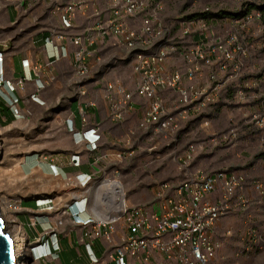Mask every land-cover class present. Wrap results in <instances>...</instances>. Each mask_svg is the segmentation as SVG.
<instances>
[{"label":"built area","instance_id":"2783aa9c","mask_svg":"<svg viewBox=\"0 0 264 264\" xmlns=\"http://www.w3.org/2000/svg\"><path fill=\"white\" fill-rule=\"evenodd\" d=\"M90 8L93 9L92 15L96 17V22L87 26L83 33L69 36L68 31L74 28L77 16L85 15ZM163 8L162 0L54 2L52 12L58 17L62 29L55 31L48 42L55 47V57L62 56V44L70 42L75 47L72 54L75 74L80 80H86L91 72L88 61L97 53L98 39L114 37L130 58L135 86L131 91L119 80L104 83L103 98L110 108L109 119L111 122H122L131 111L134 97L137 96L146 100L140 127L146 132L171 135L191 115L203 111L218 100L222 84L217 82L211 68L214 61L221 63V69L226 70L227 64H231L237 56H246L247 49L239 32L230 33L224 40H211L206 31L204 16L185 18L182 15L178 18L181 39L191 35L198 39L189 47H180L182 41L172 40V28L162 19ZM133 20H137L138 25L132 24ZM239 21L245 25L257 21L263 26L261 29H264L260 12L248 13ZM195 25H198V29ZM176 55L181 57L184 70L169 68L168 60ZM2 62L0 52V65ZM22 66L29 67V63L23 61ZM205 67L209 69L206 81L203 78ZM2 76L3 68H0V80ZM6 83L13 92L15 88L8 81ZM21 84L19 80L17 85ZM164 91L175 92L173 107L162 96ZM239 96L243 97L242 91H239ZM31 98L36 100L35 94ZM18 101V97L13 98L9 106L15 117L22 116ZM251 120L264 127V112L253 114ZM82 121L86 122L85 118ZM68 123L69 132L77 136L79 141L85 142L91 151L99 148L100 134L96 128L77 130L72 121ZM131 140L123 142L124 146L115 154L116 160L121 161L128 156L127 149L132 148ZM204 148V144L191 145L186 158L191 159ZM77 159L76 156L71 158L73 165L79 164ZM49 167L54 173L57 172L53 165ZM118 175V170H115L114 176L107 181L110 185L109 194L113 196L110 204L112 213L108 217L92 215L82 218L80 214L87 209L85 198L66 205V211L71 214L74 223L92 228L85 232L90 240L100 236L110 240L118 221L127 225L129 235L115 248V264H127L126 260L137 258L142 250L149 254L156 251L161 253L165 264H212L221 247L216 238L217 221L235 212L245 213L255 205L262 210V230L260 234L254 231L248 233L247 241L260 245L264 243V179L248 181L236 172L209 173L197 169L187 173L178 183H160L155 192L156 208L148 210L143 205L128 202ZM90 179L87 177L82 182L86 184ZM45 236L37 237L32 246L35 258L44 259L60 249L56 229H49ZM84 245L90 263L97 264L98 258L92 250L91 242Z\"/></svg>","mask_w":264,"mask_h":264},{"label":"rangeland","instance_id":"374dc122","mask_svg":"<svg viewBox=\"0 0 264 264\" xmlns=\"http://www.w3.org/2000/svg\"><path fill=\"white\" fill-rule=\"evenodd\" d=\"M68 1L0 0V11L10 17L6 28L0 27L1 37L22 35L31 38L40 31L59 30L58 20L52 12L53 3ZM162 3V19L172 28V40L182 41L180 47H189L197 39L192 38L193 35L181 39L178 18L181 15L185 18L204 16L209 39L224 40L230 33L239 32L247 55L237 56L231 64H227L226 70L221 69V63L214 61L211 68L217 82L222 84L218 100L191 115L177 132L163 135L146 132L140 125L137 127L128 156L115 168L119 172L118 179L125 187L128 202L143 205L148 210L155 209V192L160 183H178L187 173L197 169L209 173L236 172L248 181L264 179V127L251 120L253 114L264 112V29L257 21L249 25L234 22L248 13L260 12L264 25V0H162ZM131 23L136 24V21ZM23 47L27 49L26 43ZM111 48L100 49V54L106 58L105 65L112 66L105 72L106 78L119 77L129 89H134L133 69L126 50L118 44ZM170 65L181 70L185 68L179 55L172 58ZM239 91L243 92L242 98ZM162 96L171 107L175 105L174 91L162 93ZM12 99L10 95L0 94V120L3 123L4 117L10 120ZM23 101L27 104L29 100L23 98ZM64 105L46 104L44 120L34 123L33 137L28 146L37 152L40 150L39 154L54 156L60 149L61 139L65 142L58 117V108ZM19 121L0 127V205L5 208L3 218L15 220L17 224V212L21 208L18 199L25 192L21 185L23 175L19 161L12 164L10 159L25 149L22 135L26 133V128ZM122 137L116 144H123ZM213 138H216L215 142H212ZM193 144H204L205 148L187 159L186 153ZM262 219V210L256 205L245 213L235 212L220 218L216 238L221 247L212 264H264V243L260 245L247 241L251 231L261 233ZM21 237L22 240L25 238L24 230ZM32 246L25 249L30 251ZM26 255L22 260L31 264Z\"/></svg>","mask_w":264,"mask_h":264},{"label":"crops","instance_id":"0c3cea01","mask_svg":"<svg viewBox=\"0 0 264 264\" xmlns=\"http://www.w3.org/2000/svg\"><path fill=\"white\" fill-rule=\"evenodd\" d=\"M1 5L0 3V7ZM92 11L93 9L90 8L85 15L77 16L74 28L68 31L69 36L83 33L87 26L96 22L97 19L93 17ZM56 18L58 20L57 16ZM7 20L10 21V17L0 11V27L6 28ZM133 21H136L134 25H138L137 20ZM58 27L59 30L62 29L60 23ZM59 30L40 31L31 38L22 35L2 38L0 34V52L3 56L0 68H3L2 80L4 81L3 84L0 81V94L10 95L11 98L18 97L17 105L23 115V117H15L11 113L10 120H6L5 117L4 123L0 120V127H6L20 120L19 122L26 128V133L22 135L25 149L10 159L12 164L19 161L23 175L21 185L25 193L18 199L19 207H21L17 212V220L20 224L18 225L24 230L25 247L33 245L37 237L45 238V232L49 229H56L60 249L44 259L33 258L31 262L29 261L31 264H91L84 245L87 242H91L92 250L98 258L97 264H115V248L121 245L129 235L127 225L123 221H118L110 240L104 236L90 240L85 236V232L92 228H85L79 223H74L71 214L66 211V205L85 198L87 209L80 214L82 218L92 215L106 218L111 215L112 205L110 204L113 196L109 194L110 185L107 181L114 176L117 170L116 164L123 161L116 160L115 154L124 145L120 146L116 143L120 136L124 137L123 142L127 139L133 141L146 107V100L135 96L132 109L125 119L120 123L111 122L110 108L103 98L104 83L112 80L124 82L119 77L106 78L105 72L112 66L105 65L106 58L100 54V49L109 48L110 50L117 44L123 46L114 37L99 38L96 45L97 53L88 61L91 67L90 75L86 80H80L72 64L75 47L66 41L62 44L63 55L55 57V47L48 42L52 34ZM25 43L27 49L23 47ZM23 61H27L29 67H23ZM171 61L172 58L167 62L169 68L172 67ZM208 73L209 69L203 68L205 81ZM19 80L22 81L21 85H17ZM6 81L15 88L13 92L8 88ZM165 92L167 91L163 93ZM33 94L36 100H32ZM23 98H28L27 104ZM50 103L65 104L58 108L59 127L65 142L61 139L60 149L54 156L39 154L40 150L37 152L35 148L28 146L30 138L33 137L34 123L44 120L42 118L46 108L44 106ZM82 118H85L86 122H83ZM68 120L72 121L77 130L96 128L100 134L99 148L91 151L85 142L73 136L68 130ZM134 125H137L136 128ZM73 156L78 158L79 164L73 165L71 162ZM50 164L56 168L57 172L52 171ZM87 177L91 179L84 184L82 180ZM82 205L83 201L80 203L81 207ZM164 261L161 253L156 251L149 254L142 250L137 258H129L126 263L165 264Z\"/></svg>","mask_w":264,"mask_h":264},{"label":"bare ground","instance_id":"6f19581e","mask_svg":"<svg viewBox=\"0 0 264 264\" xmlns=\"http://www.w3.org/2000/svg\"><path fill=\"white\" fill-rule=\"evenodd\" d=\"M5 210L2 205H0V216L2 217L4 221V228L6 230V233L10 234L11 237L14 238L13 241V247H14V257H15V264H26L25 261L22 260L24 256L30 255V251H27L25 247L23 246V243L25 241V238L22 240V228L15 222V220H12L10 218H3L2 212ZM8 229V230H7ZM20 235V236H19ZM41 251V250H39ZM28 252V253H27Z\"/></svg>","mask_w":264,"mask_h":264},{"label":"water","instance_id":"95a60500","mask_svg":"<svg viewBox=\"0 0 264 264\" xmlns=\"http://www.w3.org/2000/svg\"><path fill=\"white\" fill-rule=\"evenodd\" d=\"M13 241L14 238L6 233L4 221L0 216V264H15ZM33 258L31 255L28 259L31 262Z\"/></svg>","mask_w":264,"mask_h":264},{"label":"clouds","instance_id":"9594fccd","mask_svg":"<svg viewBox=\"0 0 264 264\" xmlns=\"http://www.w3.org/2000/svg\"><path fill=\"white\" fill-rule=\"evenodd\" d=\"M0 81L3 84L4 81L3 80H0ZM1 82H0V85H1ZM30 252H31L32 256L35 258V252L33 251V247L31 248Z\"/></svg>","mask_w":264,"mask_h":264}]
</instances>
